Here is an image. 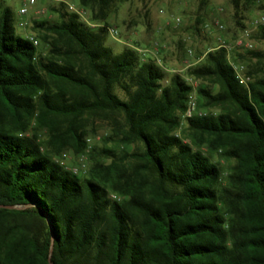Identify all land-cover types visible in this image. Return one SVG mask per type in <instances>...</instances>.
<instances>
[{"label": "trees", "instance_id": "16d2710c", "mask_svg": "<svg viewBox=\"0 0 264 264\" xmlns=\"http://www.w3.org/2000/svg\"><path fill=\"white\" fill-rule=\"evenodd\" d=\"M130 1L79 0L92 27L61 0L57 21L34 22L47 52L2 11L0 264H264V52L234 53L247 84L219 45L185 75L137 48L116 54L107 21ZM188 79L204 115L185 117ZM95 121L110 129L102 146ZM69 152L86 154V175L64 167Z\"/></svg>", "mask_w": 264, "mask_h": 264}, {"label": "rangeland", "instance_id": "374dc122", "mask_svg": "<svg viewBox=\"0 0 264 264\" xmlns=\"http://www.w3.org/2000/svg\"><path fill=\"white\" fill-rule=\"evenodd\" d=\"M60 1L39 0L37 5L29 7L27 15L29 21L25 28L20 26L22 18L19 16V10L24 7L27 0H0V17L3 9L9 8L14 17L15 35L23 39L28 36L37 38L38 32L34 30V22L57 21L58 16L50 9L58 7ZM62 1L80 8L79 0ZM245 8L244 0L240 1L238 11L234 0H209L208 6L203 10L201 0H131L117 4L115 11L110 15L107 24L109 29L115 30L117 34L109 33L106 45L116 54L127 47L149 50L150 55L156 56L168 73L185 75L189 67L197 64L200 54L218 45L220 35L230 41L237 33L241 34L237 25L238 20L242 18V22L250 27L256 16L264 15V3L250 11H246ZM38 10L45 11V14L36 16L34 12ZM199 15L204 17L206 25L204 28L200 27V32L196 31ZM89 18L90 13H86V20L89 21ZM174 18L181 19L179 26L172 23ZM217 23L225 27L222 33L217 30ZM254 34H257V31ZM253 40L254 51L264 52V42L255 38ZM38 47L42 52H47L43 45L40 44ZM188 50H192L193 54L190 55ZM194 82L196 89L202 85L200 81ZM88 126L90 144L102 146L103 137L110 134L109 126L102 121H95ZM68 155L64 167L72 171L78 163V157L71 152ZM221 164L224 169L228 166L224 161Z\"/></svg>", "mask_w": 264, "mask_h": 264}, {"label": "built area", "instance_id": "2783aa9c", "mask_svg": "<svg viewBox=\"0 0 264 264\" xmlns=\"http://www.w3.org/2000/svg\"><path fill=\"white\" fill-rule=\"evenodd\" d=\"M60 1V0H57ZM39 2V0H27L26 4L24 5V7H22L19 10V16L22 18L20 21V26L22 28H25L28 26V21L27 20V15L29 13V7H33L35 5H37V3ZM43 2V0H42ZM61 2V1H60ZM67 4V3H66ZM67 8L69 12L72 13H76L82 21L86 22L87 24H89L90 26L94 27L93 25H91L89 23V21L86 20V11L83 9H78L75 6L71 5V4H67ZM36 16H42L43 14H45V11H35L34 12ZM175 26H179L181 24V19L179 18H174L173 22H172ZM264 25V15L260 14L258 16H256L254 18V20L251 22V25L249 28H247L245 31L241 32V34H239V36L237 37V39L235 40L234 43L232 44H226L225 40L223 38L222 35H220L218 37V48H225L228 52V59L229 62L237 76V78L240 80V82L242 84H247V80H246V69L245 67L240 64V63H236L233 61V55L235 52L237 53H245L248 51H252L255 49V42L253 40V34L258 31V29ZM217 30L219 32H223L225 27L219 23H217L216 25ZM109 33L112 35L117 34V32L113 29H109ZM29 39L34 43L35 46H38V43L32 38L29 37ZM138 52L144 56L150 55L151 52L149 50H142V49H137ZM190 55H192V51L188 52ZM156 57V56H155ZM158 63H161L160 61H158ZM189 84L193 87L194 89V93H192L191 97H190V102H189V106H188V110L186 112L185 117L186 118H191L195 115H204L203 112H198L197 111V106H196V94H195V90H196V84L192 79H188ZM69 158L68 154H64L63 155V161L65 162L67 159ZM88 159L86 154L81 155L78 158V163L77 165L72 169V172L75 175H86L88 172Z\"/></svg>", "mask_w": 264, "mask_h": 264}, {"label": "water", "instance_id": "95a60500", "mask_svg": "<svg viewBox=\"0 0 264 264\" xmlns=\"http://www.w3.org/2000/svg\"><path fill=\"white\" fill-rule=\"evenodd\" d=\"M1 207V206H0ZM12 209V207H10ZM51 262V261H50ZM52 264V263H51Z\"/></svg>", "mask_w": 264, "mask_h": 264}]
</instances>
